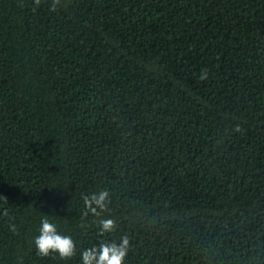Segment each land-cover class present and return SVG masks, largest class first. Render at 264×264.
Masks as SVG:
<instances>
[{
    "label": "trees",
    "instance_id": "16d2710c",
    "mask_svg": "<svg viewBox=\"0 0 264 264\" xmlns=\"http://www.w3.org/2000/svg\"><path fill=\"white\" fill-rule=\"evenodd\" d=\"M122 236L123 264H264V0H0V264Z\"/></svg>",
    "mask_w": 264,
    "mask_h": 264
},
{
    "label": "clouds",
    "instance_id": "9594fccd",
    "mask_svg": "<svg viewBox=\"0 0 264 264\" xmlns=\"http://www.w3.org/2000/svg\"><path fill=\"white\" fill-rule=\"evenodd\" d=\"M40 4V0H35ZM58 2V0H56ZM55 10V3L52 9ZM200 79H206L207 73L203 72ZM109 193L106 190L94 192L91 196L83 197L86 214L91 213L99 217L107 211ZM39 235L35 238V247L38 255L47 257L53 253L58 254L62 260H67L76 254L75 241L69 235H63L58 231L57 225L51 222L47 216L41 218ZM101 233L114 231L116 222L111 218H104L99 221ZM130 248V240L122 236L119 243L101 242L98 246L85 249L82 252V264H123Z\"/></svg>",
    "mask_w": 264,
    "mask_h": 264
}]
</instances>
